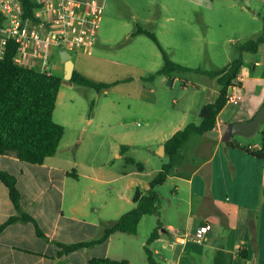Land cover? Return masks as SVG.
<instances>
[{"label":"rangeland","instance_id":"obj_1","mask_svg":"<svg viewBox=\"0 0 264 264\" xmlns=\"http://www.w3.org/2000/svg\"><path fill=\"white\" fill-rule=\"evenodd\" d=\"M100 1L102 19L93 53L71 51L72 58L83 75L95 81L118 82L98 91L63 81L53 118L65 127V133L54 160L68 170L74 168L79 174V180H71L68 185L73 183L77 187L80 198L88 202L87 209L93 212L92 207L98 206L99 213L109 217L119 211L121 202L112 196L111 190L112 186L119 187L120 182L109 180L132 170L124 157H116L120 145L137 144L127 155L146 165L139 184L143 189L154 176L152 169L169 161L168 157L159 159L151 152L156 148V134L161 129L170 133L171 129H166L168 119L177 115L185 114L188 123H199L202 105L213 101L220 88L217 78L205 72L229 65L240 55L242 44L263 33L264 0ZM138 26L155 33L171 59L192 70L175 73L178 79L171 83L168 75L148 80L151 73L163 66L164 59L150 37L132 35ZM59 50L51 46L50 65L54 74L64 77ZM257 60L260 64L256 66ZM241 76L244 85L237 91L241 98L239 104H245L247 110L254 113L264 102V44L257 53L243 54ZM142 89L156 92V102L141 101L139 91ZM263 131L264 124L250 136L234 135L232 141L261 145ZM195 138L180 156L186 153L198 156L193 146ZM171 182L157 188L165 195L159 209L168 205L167 196H171L174 189ZM91 188L96 192H91ZM173 203L166 208H173ZM165 215L162 211L152 218L164 219ZM147 225L148 221H144L139 234L149 235L151 228ZM132 238L135 237L132 235Z\"/></svg>","mask_w":264,"mask_h":264},{"label":"crops","instance_id":"obj_2","mask_svg":"<svg viewBox=\"0 0 264 264\" xmlns=\"http://www.w3.org/2000/svg\"><path fill=\"white\" fill-rule=\"evenodd\" d=\"M259 64L260 60H257L255 65ZM168 76L170 83L178 79L175 73ZM240 79L244 81V77L240 76ZM238 89L233 87L229 90V101L217 118L216 130L205 135L193 132L175 154L174 169L164 183L171 180L174 186L172 195L167 196V206L163 205L156 214L143 216L136 234L115 232L103 243L70 253L61 254L58 244L100 238L105 226L135 206L133 195L137 188L141 189L139 184L146 169L143 162L142 171L127 162V158L141 162L127 155L137 144H121L120 152L116 153V157L125 158L132 170L109 180L120 182L119 187L112 186L111 190L112 196L121 201L119 211L109 217H103L98 206L92 207L93 212L87 209L88 202L80 198L77 187L73 183L68 185L71 180L78 181L79 174L74 168L68 170L56 163V154L40 165L26 163L15 153L0 154V170L8 171L17 178L22 194L21 212L30 214L44 234L39 236L30 221L18 220L7 225L0 232V264H88L93 257L124 259L129 264H149L146 247L150 245L147 238L159 222L162 226L159 235L150 243L154 249L149 248L156 258L160 255L157 259L162 264H264V159L242 149L246 145L240 141H235L241 146L239 148L228 146L223 140L229 124L252 119L264 102L254 113L249 112L245 104H239ZM218 92H215V98ZM61 93L62 90L58 96ZM157 97L154 91H139V99L143 102L155 103ZM184 116L168 119L166 129H171L170 133L161 129L156 134V148L151 152L159 159L168 157L166 140L188 124ZM194 138L193 146L197 149L194 151L198 156L194 157V153L180 156ZM122 145H127L128 149L122 151ZM250 146L259 148L261 145ZM160 164L152 169L154 176L165 163ZM84 176L92 178L89 174ZM95 179L99 180L96 176ZM150 181L142 187L143 192L149 188ZM90 191L96 192L94 188ZM158 193L161 199L165 197ZM69 195L71 200L67 202ZM172 203L173 208L167 209ZM162 211L166 213L164 219L152 218L161 215ZM21 212L17 211L7 186L0 180V225L13 215H21ZM144 221H148L147 226L151 228L149 235L139 234ZM206 223L212 226L207 240L202 243L192 241L196 229ZM183 239H186L184 243ZM243 245L248 250L247 259L239 253Z\"/></svg>","mask_w":264,"mask_h":264},{"label":"trees","instance_id":"obj_3","mask_svg":"<svg viewBox=\"0 0 264 264\" xmlns=\"http://www.w3.org/2000/svg\"><path fill=\"white\" fill-rule=\"evenodd\" d=\"M24 12L27 16L34 17V10L39 6L37 0H22ZM4 16L0 13V25L3 24ZM145 34L150 37L160 49L164 64L151 73L147 79L154 80L158 76H166L172 73L192 70L190 67L171 59L169 53L161 45L155 33L140 26L132 33ZM261 44H264V31L256 39H251L239 47L240 55L229 65L214 71L205 72L211 77L217 78L220 89L214 101L204 104L200 110L201 121L199 123L189 122L185 127L176 131L165 142L166 155L169 161L163 164L162 169L149 183V188L143 192L137 188L133 195L135 206L122 214L118 219L105 226L104 233L100 238L81 241L71 244H61L60 253H70L85 247H91L107 241L115 232L136 234L139 223L143 216L156 214L159 211L161 198L157 188L163 185L172 173L175 163L174 156L183 146L193 132L201 135L213 133L216 130L217 118L221 110L229 101V90L233 87H242L240 79L243 65V54L247 52L257 53ZM18 45L14 40H9L3 56H0V154L15 153L22 161L30 164H43L47 158L53 157L58 150L61 139L65 133V127L53 118L58 95L64 81V77L54 73H48L29 66L18 64L14 61ZM196 71H201L196 69ZM72 83L95 88L98 91L108 89L117 82L95 81L83 75L76 68ZM226 145L241 147L235 141L229 140ZM122 151L128 149L122 145ZM253 156L264 159V131L262 132L261 146L252 147L246 145L241 147ZM127 162L134 164L140 171L144 169L142 162H136L133 158H127ZM0 180L7 186L9 197L17 211L21 212L22 194L17 185V178L5 170H0ZM18 220L33 222L37 234L43 236L36 220L28 213L11 216L4 224L0 225V232L9 224ZM160 222L151 233L148 244L159 235ZM149 264H162L154 252L146 247ZM240 255L247 259L248 250L246 245L239 248ZM88 264H129L127 260H117L109 257H93Z\"/></svg>","mask_w":264,"mask_h":264},{"label":"built area","instance_id":"obj_4","mask_svg":"<svg viewBox=\"0 0 264 264\" xmlns=\"http://www.w3.org/2000/svg\"><path fill=\"white\" fill-rule=\"evenodd\" d=\"M39 6L34 17L25 15L22 0H0V56L9 40L18 49L14 61L41 71L51 70V46L71 51L93 53L98 28L102 19L103 4L100 0H37ZM3 50V53H1ZM211 224L199 226L191 240H207ZM186 239L182 240L184 243Z\"/></svg>","mask_w":264,"mask_h":264},{"label":"water","instance_id":"obj_5","mask_svg":"<svg viewBox=\"0 0 264 264\" xmlns=\"http://www.w3.org/2000/svg\"><path fill=\"white\" fill-rule=\"evenodd\" d=\"M59 55L61 61L64 64V79L70 80L75 70V63L72 58V53L65 48H61L59 50ZM262 124H264V104L252 119L247 121H237L229 124L223 136V140L227 142L236 134H241L244 136L252 135Z\"/></svg>","mask_w":264,"mask_h":264},{"label":"flooded vegetation","instance_id":"obj_6","mask_svg":"<svg viewBox=\"0 0 264 264\" xmlns=\"http://www.w3.org/2000/svg\"><path fill=\"white\" fill-rule=\"evenodd\" d=\"M260 126H261V125H260ZM260 126H259V127H260Z\"/></svg>","mask_w":264,"mask_h":264}]
</instances>
